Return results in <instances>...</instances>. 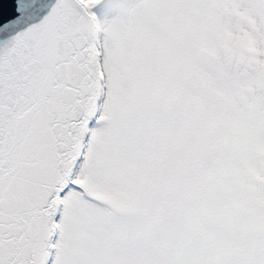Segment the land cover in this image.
Returning a JSON list of instances; mask_svg holds the SVG:
<instances>
[{
  "label": "snow or ice",
  "instance_id": "1",
  "mask_svg": "<svg viewBox=\"0 0 264 264\" xmlns=\"http://www.w3.org/2000/svg\"><path fill=\"white\" fill-rule=\"evenodd\" d=\"M0 264H264V0H0Z\"/></svg>",
  "mask_w": 264,
  "mask_h": 264
}]
</instances>
